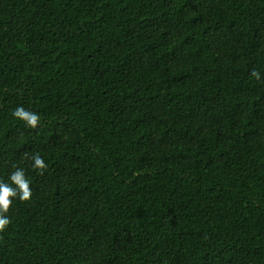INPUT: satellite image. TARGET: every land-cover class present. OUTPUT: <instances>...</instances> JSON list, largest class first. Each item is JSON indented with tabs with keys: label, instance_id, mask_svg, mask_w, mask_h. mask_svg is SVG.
<instances>
[{
	"label": "trees",
	"instance_id": "16d2710c",
	"mask_svg": "<svg viewBox=\"0 0 264 264\" xmlns=\"http://www.w3.org/2000/svg\"><path fill=\"white\" fill-rule=\"evenodd\" d=\"M16 168L0 264H264V0H0Z\"/></svg>",
	"mask_w": 264,
	"mask_h": 264
},
{
	"label": "clouds",
	"instance_id": "9594fccd",
	"mask_svg": "<svg viewBox=\"0 0 264 264\" xmlns=\"http://www.w3.org/2000/svg\"><path fill=\"white\" fill-rule=\"evenodd\" d=\"M252 75L258 77L259 73L253 71ZM12 115L32 129L37 128L41 120L38 113L27 110L23 106H17ZM31 159L34 169L42 172L47 167L45 160L39 154H34ZM8 180L10 183L0 181V231H3L10 223V219L6 213L12 200L19 199L26 201L32 195V188L29 185V180L25 177L24 169L16 168L10 173Z\"/></svg>",
	"mask_w": 264,
	"mask_h": 264
}]
</instances>
